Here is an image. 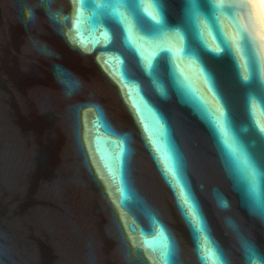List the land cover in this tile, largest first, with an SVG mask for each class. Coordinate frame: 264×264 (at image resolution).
Segmentation results:
<instances>
[{"label":"water","instance_id":"1","mask_svg":"<svg viewBox=\"0 0 264 264\" xmlns=\"http://www.w3.org/2000/svg\"><path fill=\"white\" fill-rule=\"evenodd\" d=\"M190 7L0 0V264H264L261 0Z\"/></svg>","mask_w":264,"mask_h":264},{"label":"snow or ice","instance_id":"2","mask_svg":"<svg viewBox=\"0 0 264 264\" xmlns=\"http://www.w3.org/2000/svg\"><path fill=\"white\" fill-rule=\"evenodd\" d=\"M186 2L192 5V7L188 9V13L192 16H195L197 12V0H186ZM156 22L159 23V21H156ZM209 51H211L215 55L222 54L221 49H210ZM243 79L247 80L248 76H244ZM221 114L223 115V113ZM185 210H186V214L189 219V222L193 226V229L196 231L197 239H199L200 238V231H199L200 217L196 214L195 210L193 209L192 204L187 200L185 201Z\"/></svg>","mask_w":264,"mask_h":264},{"label":"bare ground","instance_id":"3","mask_svg":"<svg viewBox=\"0 0 264 264\" xmlns=\"http://www.w3.org/2000/svg\"><path fill=\"white\" fill-rule=\"evenodd\" d=\"M261 5H262V11H263V14H264V0H261Z\"/></svg>","mask_w":264,"mask_h":264}]
</instances>
